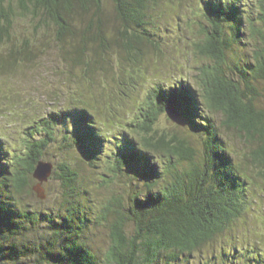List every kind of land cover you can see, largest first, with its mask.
I'll return each instance as SVG.
<instances>
[{
    "label": "trees",
    "instance_id": "16d2710c",
    "mask_svg": "<svg viewBox=\"0 0 264 264\" xmlns=\"http://www.w3.org/2000/svg\"><path fill=\"white\" fill-rule=\"evenodd\" d=\"M182 1L112 0L115 26L110 28L104 0H0V77L4 71L32 69L39 56L48 55L43 49L50 43L41 41L44 36L56 46L68 81L79 89L84 75H93L90 83L95 84L97 67L112 51L136 67V78L143 77L146 59L164 53L155 25L163 5L180 8ZM23 19L33 29L29 35L17 34ZM186 20L202 27V38L194 41L193 52L201 63L193 84L181 78L167 87L157 83L144 89L119 81L120 94L126 91V99L135 102L130 109L125 103L98 106L99 101L90 99L69 102L64 114L75 123L70 146L99 159L106 142L117 143L105 158L106 182L110 186L115 178L127 180L125 192L116 191L96 217L109 230L106 264H196L197 258V264L232 262L240 249L235 231L246 224L248 192L258 178L264 181V0H199ZM246 30L253 39L252 60H232L230 54ZM104 106L112 110L109 117L101 110ZM170 108L202 133L197 141L184 133V126L159 127L161 115ZM53 113L31 123L35 133L26 140L24 152L17 147L8 152L0 145V160L9 164L0 175V257L13 264L25 258L39 264L58 259L63 264H99L75 225L83 192L79 172L68 163L59 165L56 173L64 188L62 205H69L70 211L62 228L47 244L41 240L49 235L41 234L38 244L24 237L33 231L29 226L36 228L37 214L19 209L14 198L29 188L31 175L55 140ZM213 113L220 114V124ZM37 128L42 137H34ZM224 133L239 140L244 156L228 146ZM24 218L32 223L27 226ZM214 246L215 255L203 257ZM245 249L247 263L258 264L256 246L247 244Z\"/></svg>",
    "mask_w": 264,
    "mask_h": 264
},
{
    "label": "rangeland",
    "instance_id": "374dc122",
    "mask_svg": "<svg viewBox=\"0 0 264 264\" xmlns=\"http://www.w3.org/2000/svg\"><path fill=\"white\" fill-rule=\"evenodd\" d=\"M182 2L180 8L177 4L170 5L166 3V5H163L162 15L156 19L155 25L159 29L158 33H160L162 38L164 53L146 59L145 63L141 65V68L144 69L142 70L143 77L136 78V72L133 70L136 67L133 66L131 68L132 65L129 61L123 57L120 59L116 51H112L110 55H106L101 60L100 66L97 67L98 73H96L97 76L93 80L95 84L91 85L90 83L93 75H90V77L84 75V87L79 89L76 83L68 81L70 78H67L69 76H66L64 73L67 67L57 57V48L47 36L41 38V41L45 42V44L50 43L47 49H43V51H47L49 54L39 56L38 63H35L32 69L24 68V66L14 73H9L8 71L2 73L0 77V133L8 140L5 142L0 140V145L4 144L8 152L12 147L20 148L23 152L26 150V140L31 139V136L35 133L33 127H30L33 125L31 124L34 123L33 121H37L41 116L49 117L56 110L61 114L53 113L52 120L55 122L52 121L51 125L55 140L50 144L41 160L53 164V172L49 180L42 184L46 197L44 199L38 197L34 187L39 181L31 175L29 188L23 195L16 194L14 198V201L20 203L18 205L19 209L32 211L31 213L37 214L35 229L29 226L32 221L24 218V224L33 230H30L31 232L29 231L30 233L24 236L26 242L38 244L36 241L41 239V234L49 235L43 236L44 238L41 240L42 244H47L46 240L49 238L54 240L52 233L60 230L66 219L65 217H68V212L70 211L67 208L69 205H62L64 188L61 179L56 175L58 166L68 163L79 172L83 192L80 197L81 205L78 206L75 213L78 217L75 225L81 228L82 238L96 254L98 263L106 264L105 254L110 246L109 230L107 225L98 224L96 217L102 204L106 203L116 191L125 192L127 180L123 179L121 181V179L115 178V184L113 183L110 186L106 182L108 177L106 175L107 166L105 158H109V153L113 152V147L115 148L117 143L112 140L106 142L99 159L89 156L87 150L82 147L76 145L70 146L69 141L74 135L75 123L66 119L64 114L69 111H67V107L72 105L69 102H83L82 100L86 101L90 99V101H99L98 106L115 105L116 103L122 106L120 103H125L126 109H130L132 107L131 104L135 102L126 99L128 96L126 91L125 94H120V89L117 86V82L119 83V81H122L126 87H129L131 84L132 86L144 89L157 83L167 87L181 78L185 82L189 80L193 84L198 72V65L201 63L200 58L193 52L194 41L202 38V27L192 26L186 18L198 9L199 0H183ZM183 4L187 7L185 8ZM103 7L105 9L104 14L107 24L110 28H113L115 26V12L112 0H104ZM190 26L192 27L190 28ZM16 30L17 34L21 33L24 35H29L33 32L30 24L24 19L19 21ZM252 41L250 32L246 30L244 40H241L234 47L235 52H231L230 54L232 60H236L237 57L242 58L244 61L247 57H250V60H252V56H250L251 50L253 51ZM231 65L234 66V64ZM106 84L110 85L108 89L104 88ZM261 92L264 96V84H262ZM128 103L130 104L128 105ZM101 110L107 113L106 117H109L112 113V110L108 106H104ZM115 112L117 114L118 110L116 109ZM211 116L220 124L221 117L219 113H213ZM106 117H104V120L108 123L109 121ZM177 125L169 118L167 113L161 115L159 127L167 128ZM183 128H186L185 134L189 135L191 133L193 140L197 141L198 137L202 135L194 127L189 128L188 125H185ZM38 131L41 132L37 128L34 135L36 138L43 136ZM123 133L128 132L124 131ZM223 138L231 149L236 150V152L244 156L245 151L242 150V145L235 136L224 133ZM8 156L10 157L11 154L9 153ZM5 163L0 160V175L7 171L5 170L7 168L5 165L8 166L9 164ZM255 182L256 184L248 192L251 202L245 211L246 213H244L246 224L235 231L239 235L236 245L240 249L236 251L234 260L225 264H248L247 262L249 261L244 254L247 244L249 246H256V250L259 252L257 256L260 257V260L256 259L255 261L260 264L262 259V263L264 264V181L258 178ZM84 211H87L86 215ZM48 215L53 218H47ZM84 215L88 222L85 229L84 223L81 222V218H84ZM215 249L216 246L210 248L203 254V257L207 258L208 256L215 255ZM218 249H220L219 245H217V252ZM240 254L241 258H239ZM61 261L58 259L57 261L42 263L63 264ZM194 261L197 264L199 258ZM39 263L40 261L31 258L16 261V264ZM0 264L13 263H7L5 259L0 257ZM214 264L224 263L215 262Z\"/></svg>",
    "mask_w": 264,
    "mask_h": 264
},
{
    "label": "water",
    "instance_id": "95a60500",
    "mask_svg": "<svg viewBox=\"0 0 264 264\" xmlns=\"http://www.w3.org/2000/svg\"><path fill=\"white\" fill-rule=\"evenodd\" d=\"M168 116L169 118L177 123L178 125L185 126L186 122L184 119L181 117L180 113L176 109L170 108L168 109ZM53 172V164L48 161H40L36 168L35 171L33 172V176L38 179V184L35 185L34 189L38 194V197L41 199H44L46 197L44 188L42 184L46 181L49 180V177L51 176Z\"/></svg>",
    "mask_w": 264,
    "mask_h": 264
},
{
    "label": "snow or ice",
    "instance_id": "6c2138e0",
    "mask_svg": "<svg viewBox=\"0 0 264 264\" xmlns=\"http://www.w3.org/2000/svg\"><path fill=\"white\" fill-rule=\"evenodd\" d=\"M175 102H176L177 104L181 103V101L179 100V98H177Z\"/></svg>",
    "mask_w": 264,
    "mask_h": 264
},
{
    "label": "bare ground",
    "instance_id": "6f19581e",
    "mask_svg": "<svg viewBox=\"0 0 264 264\" xmlns=\"http://www.w3.org/2000/svg\"><path fill=\"white\" fill-rule=\"evenodd\" d=\"M24 144V143H23ZM19 147V146H18Z\"/></svg>",
    "mask_w": 264,
    "mask_h": 264
}]
</instances>
